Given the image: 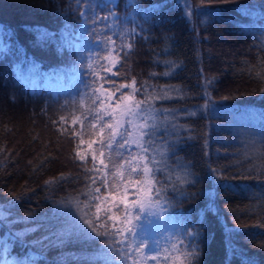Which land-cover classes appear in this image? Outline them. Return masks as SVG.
Segmentation results:
<instances>
[{"label": "trees", "instance_id": "16d2710c", "mask_svg": "<svg viewBox=\"0 0 264 264\" xmlns=\"http://www.w3.org/2000/svg\"><path fill=\"white\" fill-rule=\"evenodd\" d=\"M0 1L7 9L0 11V44L7 46L0 47V242L9 240V264L27 254L36 264H85L99 247L63 233L88 211L83 193L96 173L74 158L79 138L72 131L84 122L80 150L91 167L99 145L88 148L94 137L87 124L96 114L84 120V113L97 106L94 87H112L101 76L116 86L135 78V99L145 100L141 108L151 105L155 119L144 112L124 118L135 136L145 122L157 126L145 130L153 132L149 155L162 161L155 165L164 188L155 208L161 255L169 248L183 259L199 245L194 264H264V0H88L98 16L116 13L102 24L85 22L79 12L93 13L76 0ZM35 26L53 38L37 44ZM107 36L116 41L109 48L133 45L112 54L121 58L112 70L119 75L100 69L108 64ZM164 93L168 98H158Z\"/></svg>", "mask_w": 264, "mask_h": 264}, {"label": "snow or ice", "instance_id": "6c2138e0", "mask_svg": "<svg viewBox=\"0 0 264 264\" xmlns=\"http://www.w3.org/2000/svg\"><path fill=\"white\" fill-rule=\"evenodd\" d=\"M76 2L81 6L88 5V10L93 13L92 17H89L84 11L79 12L85 22L91 19L93 24H102L110 18L113 21L115 20L116 13L114 11H109L104 16H98L91 8L88 0H76ZM108 2L114 4L115 0H108ZM187 14L190 16L191 11ZM106 30L107 26L102 28L101 32ZM124 35V33L120 34L122 41ZM52 38V33L35 26L34 40L37 44L47 43ZM101 43L106 47L107 54L103 56V59L108 61V64H100V69L110 72L112 75H119L118 71L113 72L112 70L121 64V58L119 54L113 58L112 54L117 51L123 52L125 49L130 52L133 45L131 43H121L118 50L117 48H109V45H116V41L112 39V36L105 37ZM0 47L6 48L7 46L0 44ZM88 67L93 68V65L89 64ZM33 69H35V65H33ZM93 71H96V69H93ZM170 74V72L164 73V75ZM260 78L264 79V73L260 74ZM99 79L112 85V87L104 88V83L94 87L93 103L97 106L87 109L84 113V120H88V117L93 113L96 114L87 124V134L94 137L87 142L88 148L92 149L93 144L99 145L91 151V167L87 166L88 154L82 153L80 150V145L86 143L83 132L84 122L80 121V131L75 128L72 131V135L79 138L74 158L84 162L87 172L96 173V175L88 177L90 181V184L86 186L88 191L83 193L87 197L84 207L88 211H81L79 219L73 217L63 235H76L85 243L92 241L99 244L97 249L90 255L85 256V264H149L150 261L160 264L161 260L171 261L172 264H176L177 260H179V264H194L199 256V245L192 247L190 251H183V259H180L171 255L169 248L163 249V252L167 255H161L160 247L155 246V244L149 246L144 239L139 238L137 232L139 225L137 222L141 220V213L159 207L163 199V185L156 179V173L160 169L155 167L162 161H158L155 155H149L150 145L153 143L150 138L153 132L145 129L155 130L156 124L148 125L145 122V124L139 125L137 135L135 138H131L132 133L124 127V124L132 123V121L125 120L124 117H138L141 112H144L149 115V118H155L150 114L151 105L147 109L141 108L145 100L135 99V93L140 91L136 87L135 78H132L130 84L122 83L119 86H116L115 81L104 76L99 77ZM93 83L95 84V81ZM206 83L210 84L211 81H206ZM101 89L107 95L99 94ZM121 89H130L131 91L123 92ZM117 92L120 93V96L115 99L114 103H109L105 107V101L111 102ZM158 98H168V94L164 93L163 96ZM125 101L128 103H124ZM122 104L123 107H121ZM101 109H104V111L101 112ZM117 110H119L118 116ZM190 114L195 115V113ZM105 115L110 119L105 120ZM60 119L64 121L65 117L61 116ZM77 119H72L73 125L77 123ZM145 137L149 139L146 140ZM130 144H135L139 151L133 153L128 150L127 146ZM121 150H127L128 155H125V152ZM177 179L181 178L177 177ZM182 182L189 181L184 179ZM97 184L99 186L93 187ZM101 188L104 189V192H101ZM130 191L133 198L129 197ZM75 203L79 207L81 202L77 200ZM92 209H95V211H92ZM209 211H211V208H209ZM0 219H6L5 213L2 211H0ZM186 235L195 239L199 236V232H186ZM9 237L13 239L22 238L20 233H10ZM171 248L180 251L175 244L171 245ZM0 254H2L0 264H9L8 239L0 242ZM12 259L16 261V264H36L37 258L34 254H27L20 260L15 257Z\"/></svg>", "mask_w": 264, "mask_h": 264}, {"label": "rangeland", "instance_id": "374dc122", "mask_svg": "<svg viewBox=\"0 0 264 264\" xmlns=\"http://www.w3.org/2000/svg\"><path fill=\"white\" fill-rule=\"evenodd\" d=\"M6 10L7 9H6L5 3L0 1V11L2 13H6V12H4ZM2 15L6 17V14H2ZM220 109H223V111H224L226 108L224 107V108H220ZM124 127H126L128 129V131L131 132L132 128L130 126V123H125ZM121 130H123V129H121ZM131 138H135V135L133 133H132ZM130 198H133L132 195L130 196ZM156 211L157 210L153 209L149 212L141 213V220L137 222V223H140L139 238L145 239V238L149 237V240H150L149 246H153L155 244V246L160 247L161 251H162V239L159 236V234L161 232V228H159V226H158V219L159 218H158ZM147 244H149V242H147ZM164 262L166 263L167 261H164ZM149 264H156V262L150 261Z\"/></svg>", "mask_w": 264, "mask_h": 264}]
</instances>
